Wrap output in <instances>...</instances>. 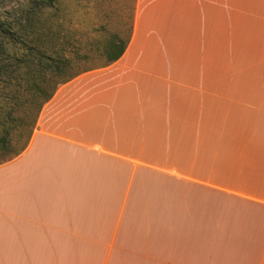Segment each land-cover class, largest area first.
I'll return each mask as SVG.
<instances>
[{"label": "crops", "instance_id": "crops-1", "mask_svg": "<svg viewBox=\"0 0 264 264\" xmlns=\"http://www.w3.org/2000/svg\"><path fill=\"white\" fill-rule=\"evenodd\" d=\"M214 3L136 0L122 55L56 89L0 164V264H264V109L169 57L221 52Z\"/></svg>", "mask_w": 264, "mask_h": 264}, {"label": "rangeland", "instance_id": "rangeland-1", "mask_svg": "<svg viewBox=\"0 0 264 264\" xmlns=\"http://www.w3.org/2000/svg\"><path fill=\"white\" fill-rule=\"evenodd\" d=\"M32 1L0 0V140L9 138L20 116H25L28 126L34 114L32 107L24 106L33 85L42 80V73L36 59L22 62L31 52L29 48L53 56L52 65L55 51L69 57L67 74L101 66L127 41L136 0H50L52 8L31 24L25 9ZM215 3L212 8L203 7L200 15L209 14L213 22L219 16L220 28L214 34L219 37L221 52L169 57L188 68L201 66L206 79H218L219 94L225 98L221 101H250L252 106L264 109V0ZM4 25L12 33L2 31ZM12 37L17 38L16 43L10 40ZM13 143L15 149L20 140Z\"/></svg>", "mask_w": 264, "mask_h": 264}, {"label": "trees", "instance_id": "trees-1", "mask_svg": "<svg viewBox=\"0 0 264 264\" xmlns=\"http://www.w3.org/2000/svg\"><path fill=\"white\" fill-rule=\"evenodd\" d=\"M56 1L57 0H55V3ZM50 8H52L50 0H34L32 2H29V7L25 9L28 17V22L32 24V22H34L33 20H37L42 17L44 13L47 12ZM1 29H3L2 31L7 30L12 33V29L7 25L1 26ZM16 39L17 38L13 37L10 38V40L14 41L15 43ZM1 43L3 44V42ZM125 45L126 42L123 46L119 47L117 54L114 55L109 61L118 59L122 55ZM29 51H31L29 52V54L23 56L22 62L24 59V62H29L28 59H36L37 66L40 67L38 71L39 73H42V80L39 83L33 85L30 100L24 106L25 109L32 107L34 114L32 116V119L30 120V125L28 124V126H26L24 122L25 116H20L16 120V124L12 128V132L8 135L9 138L6 140H0V164L17 156L21 151L25 149L35 128L39 112L41 111L43 105L52 97L56 89L61 84L84 72L82 71L75 74H67V70L71 65V61L67 56H60L59 52L57 51H55V63L53 65L51 63L53 62L54 57L47 52L34 48H29ZM26 72H31L29 67H27ZM21 111L23 114L25 113L24 109H21ZM18 139L20 140V143H18L19 147L14 149L13 142L14 140L16 142ZM8 155L10 157H7ZM6 157L10 159H6Z\"/></svg>", "mask_w": 264, "mask_h": 264}]
</instances>
